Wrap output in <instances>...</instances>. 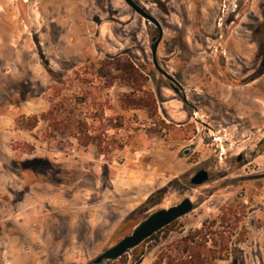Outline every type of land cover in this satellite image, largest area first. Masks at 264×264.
I'll return each mask as SVG.
<instances>
[{"label": "rangeland", "instance_id": "obj_1", "mask_svg": "<svg viewBox=\"0 0 264 264\" xmlns=\"http://www.w3.org/2000/svg\"><path fill=\"white\" fill-rule=\"evenodd\" d=\"M135 1L185 101L123 0H0V264H94L186 196L100 264H264V0Z\"/></svg>", "mask_w": 264, "mask_h": 264}, {"label": "water", "instance_id": "obj_2", "mask_svg": "<svg viewBox=\"0 0 264 264\" xmlns=\"http://www.w3.org/2000/svg\"><path fill=\"white\" fill-rule=\"evenodd\" d=\"M133 11L139 14L142 18L152 23L158 34L152 39L150 49L152 63L155 69L165 76L169 81L171 88L175 93H179V89L182 90L181 85L167 72L165 71L157 61V47L162 39V27L159 21L142 5L135 0H123ZM182 100H185V95H182ZM209 178L208 172L204 169L198 170L191 178L190 184L200 185L205 183ZM193 208V203L189 197H183L179 202L169 205L167 207H161L150 211L146 216L140 219L133 227L132 230L122 236L111 246L103 249L94 259V264H100L102 262H108L121 256L131 248H134L146 238L150 237L153 233L164 228L177 218L190 212Z\"/></svg>", "mask_w": 264, "mask_h": 264}, {"label": "flooded vegetation", "instance_id": "obj_3", "mask_svg": "<svg viewBox=\"0 0 264 264\" xmlns=\"http://www.w3.org/2000/svg\"><path fill=\"white\" fill-rule=\"evenodd\" d=\"M234 3H235L234 0H229L228 3L226 4V6H225V12L227 13V15L230 13L231 7H232V5ZM226 26L227 25L225 24V20H223L222 23H221V25H220L221 29L224 30ZM170 87H171V85H170ZM181 88H182V90L179 89V93H181V98H182V95L184 94V92H183V87L182 86H181ZM185 100H186V96H185ZM185 100H183V101H185Z\"/></svg>", "mask_w": 264, "mask_h": 264}, {"label": "trees", "instance_id": "obj_4", "mask_svg": "<svg viewBox=\"0 0 264 264\" xmlns=\"http://www.w3.org/2000/svg\"><path fill=\"white\" fill-rule=\"evenodd\" d=\"M31 118H33V120L34 121H36L37 120V117H31ZM184 262V263H183ZM181 264H186L187 262L186 261H183Z\"/></svg>", "mask_w": 264, "mask_h": 264}, {"label": "bare ground", "instance_id": "obj_5", "mask_svg": "<svg viewBox=\"0 0 264 264\" xmlns=\"http://www.w3.org/2000/svg\"><path fill=\"white\" fill-rule=\"evenodd\" d=\"M187 197H189L190 199H191V201H192V198L190 197V196H187ZM169 206V205H168ZM165 207H167V206H165Z\"/></svg>", "mask_w": 264, "mask_h": 264}]
</instances>
